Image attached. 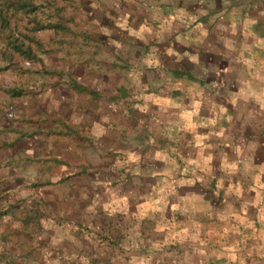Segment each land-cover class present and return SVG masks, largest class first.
<instances>
[{
    "label": "crops",
    "instance_id": "1",
    "mask_svg": "<svg viewBox=\"0 0 264 264\" xmlns=\"http://www.w3.org/2000/svg\"><path fill=\"white\" fill-rule=\"evenodd\" d=\"M77 7L66 15L106 42L112 57L99 59L112 75L90 61L70 76L102 90L126 84L130 96L115 104L114 93L70 85L48 94L57 107L45 144L64 137L72 112L99 166L115 167L91 169L78 151L74 172L65 156L48 158L65 181L42 190L37 264H264V76L258 88L254 75L264 74V0ZM117 219L124 238L99 244Z\"/></svg>",
    "mask_w": 264,
    "mask_h": 264
},
{
    "label": "rangeland",
    "instance_id": "2",
    "mask_svg": "<svg viewBox=\"0 0 264 264\" xmlns=\"http://www.w3.org/2000/svg\"><path fill=\"white\" fill-rule=\"evenodd\" d=\"M88 1L72 5V0H0V264L40 263L42 249L35 236H39L41 217L45 216L40 207L44 203L42 190L65 181L51 175L59 166L48 162L49 157L58 153L65 156V166L71 170L75 164L72 153L78 151L81 160H93L91 169L105 171L112 166L109 162L99 166V152L89 145L87 127L73 124L71 109L67 116L70 129L63 130L65 135L55 140L56 146L45 144L47 121L57 107V101L48 94L59 86H74L84 96L114 93L115 104L130 96L126 84L106 83L104 92L98 83L92 85L94 81L79 83L70 76L90 61L107 65L100 55L108 60L112 57L104 48L105 41L91 38L92 32L78 33L74 17L66 15L68 8L76 11ZM246 5L248 9L250 4ZM58 8L62 9L59 14ZM55 24L59 26L53 28ZM258 31V35L264 32ZM103 70L112 75V68L105 66ZM254 75L259 88L264 74ZM76 119L78 123L81 120ZM109 224L100 229L102 234L97 233L101 245H117L116 240L124 238L118 219Z\"/></svg>",
    "mask_w": 264,
    "mask_h": 264
},
{
    "label": "trees",
    "instance_id": "3",
    "mask_svg": "<svg viewBox=\"0 0 264 264\" xmlns=\"http://www.w3.org/2000/svg\"><path fill=\"white\" fill-rule=\"evenodd\" d=\"M4 20L6 21V19L4 18ZM57 28V27H56Z\"/></svg>",
    "mask_w": 264,
    "mask_h": 264
}]
</instances>
